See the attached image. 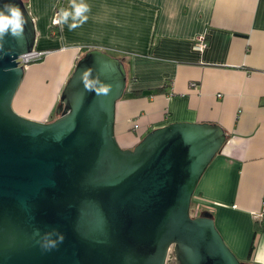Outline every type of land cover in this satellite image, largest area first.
<instances>
[{"label": "water", "instance_id": "1", "mask_svg": "<svg viewBox=\"0 0 264 264\" xmlns=\"http://www.w3.org/2000/svg\"><path fill=\"white\" fill-rule=\"evenodd\" d=\"M7 3L19 5L26 23L23 36H5L0 51V264H167L171 249L175 264H256L239 260L211 212L191 216L225 131L173 123L123 149L115 118L127 70L98 49L78 60L55 120L19 115L13 100L25 69L18 59L33 52L37 32L24 0H0V7ZM85 67L99 83L85 86ZM54 228L65 239L46 251L36 232Z\"/></svg>", "mask_w": 264, "mask_h": 264}, {"label": "crops", "instance_id": "2", "mask_svg": "<svg viewBox=\"0 0 264 264\" xmlns=\"http://www.w3.org/2000/svg\"><path fill=\"white\" fill-rule=\"evenodd\" d=\"M24 2L35 22V49L49 52L43 64L27 69L31 80L64 85L93 49L124 62L127 89L115 118L123 149L173 123L225 131L193 203L213 214L240 261L264 264V0H82L88 19L72 30L53 21L73 0ZM201 37L205 47L198 51ZM24 105L19 99L17 106ZM58 105L59 99L38 121L55 120Z\"/></svg>", "mask_w": 264, "mask_h": 264}, {"label": "clouds", "instance_id": "3", "mask_svg": "<svg viewBox=\"0 0 264 264\" xmlns=\"http://www.w3.org/2000/svg\"><path fill=\"white\" fill-rule=\"evenodd\" d=\"M88 11L89 5L87 3L82 2V0L80 3H76L75 0H73L70 9H60L57 13L59 19L54 20V22L67 23L69 30H72L87 21L88 16L86 13H88ZM25 23L26 20L24 18V14L18 4L7 3L4 4L3 7H0V51L3 50L5 36H23ZM91 72V69L85 67L80 73L81 81L86 87L88 86L89 80L96 81V78L89 79ZM96 82L99 83V81ZM99 91L106 92L107 88L104 87L103 84H100ZM36 235L39 236V240L37 242L40 244L41 248L46 251H50L58 247V245L65 239L64 233L55 228L45 232L42 236L40 235L39 230H37Z\"/></svg>", "mask_w": 264, "mask_h": 264}, {"label": "rangeland", "instance_id": "4", "mask_svg": "<svg viewBox=\"0 0 264 264\" xmlns=\"http://www.w3.org/2000/svg\"><path fill=\"white\" fill-rule=\"evenodd\" d=\"M45 58L42 61H36L31 63L27 69H29L30 67L33 68L43 64ZM27 69H25L24 79L13 100V107H15L18 110L19 115L27 119H30L32 121L41 123V121L38 120L42 117L44 113H47L54 108L58 99L60 100V96L67 81L64 85H62L61 80H55L54 83L50 84L49 86L43 87L40 83L33 81L29 78V74L26 73ZM65 72H67V70ZM19 99L23 101V103L25 104L24 106L22 107L17 106ZM30 106L38 107V109L35 108L34 110L30 111L29 109ZM56 111L57 108L55 109V114ZM55 116H57V114ZM201 214L202 213L200 211V208L195 207V204L192 202L191 216L195 218L200 216ZM173 258H174L173 252L171 249L167 264H175Z\"/></svg>", "mask_w": 264, "mask_h": 264}, {"label": "built area", "instance_id": "5", "mask_svg": "<svg viewBox=\"0 0 264 264\" xmlns=\"http://www.w3.org/2000/svg\"><path fill=\"white\" fill-rule=\"evenodd\" d=\"M65 1L66 0H64V2ZM61 8H63V6ZM61 8H59V10L56 11V17L54 20L59 19V17L57 16V13L60 11ZM58 25L59 23L53 21L54 27H58ZM204 47H205V38L201 37L196 42L195 49L198 51H202ZM48 53L49 52L47 51H39V50L34 49L33 52L25 54L18 59L19 66L23 67L24 69H27L31 63L36 62V61H42ZM191 87H196V83H192Z\"/></svg>", "mask_w": 264, "mask_h": 264}, {"label": "trees", "instance_id": "6", "mask_svg": "<svg viewBox=\"0 0 264 264\" xmlns=\"http://www.w3.org/2000/svg\"><path fill=\"white\" fill-rule=\"evenodd\" d=\"M162 91V89H159V91L158 92H161ZM138 95V94H137ZM260 229H261V226H257V231H256V234H255V237L257 236V234H258V232L260 231ZM253 250H254V244L252 245V247H251V250H250V255L252 254V252H253ZM174 259V258H173Z\"/></svg>", "mask_w": 264, "mask_h": 264}]
</instances>
